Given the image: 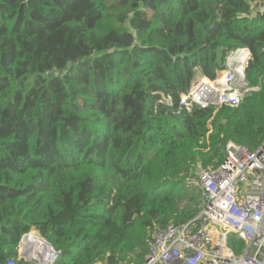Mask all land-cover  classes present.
Listing matches in <instances>:
<instances>
[{
  "label": "trees",
  "instance_id": "1",
  "mask_svg": "<svg viewBox=\"0 0 264 264\" xmlns=\"http://www.w3.org/2000/svg\"><path fill=\"white\" fill-rule=\"evenodd\" d=\"M264 0H0V264L36 232L54 264H141L194 220L225 145L264 142ZM251 59L236 108L178 114L196 74ZM200 150H208L201 152Z\"/></svg>",
  "mask_w": 264,
  "mask_h": 264
},
{
  "label": "built area",
  "instance_id": "2",
  "mask_svg": "<svg viewBox=\"0 0 264 264\" xmlns=\"http://www.w3.org/2000/svg\"><path fill=\"white\" fill-rule=\"evenodd\" d=\"M250 59L248 49L235 48L227 53L219 76L196 74L179 95L177 113L194 105L215 111L238 107L258 90L245 79ZM224 151L216 167L198 165L190 171L193 179L186 184L196 186L202 204L197 216L180 227L158 228L141 264H264V142L249 149L229 141ZM17 251L25 264H54L61 255L36 232L23 234Z\"/></svg>",
  "mask_w": 264,
  "mask_h": 264
},
{
  "label": "crops",
  "instance_id": "3",
  "mask_svg": "<svg viewBox=\"0 0 264 264\" xmlns=\"http://www.w3.org/2000/svg\"><path fill=\"white\" fill-rule=\"evenodd\" d=\"M180 174H184L186 177H184L183 179H180L179 176H177V180L183 182V183H188L189 181H191L193 179V173L192 172H184V173H180Z\"/></svg>",
  "mask_w": 264,
  "mask_h": 264
},
{
  "label": "water",
  "instance_id": "4",
  "mask_svg": "<svg viewBox=\"0 0 264 264\" xmlns=\"http://www.w3.org/2000/svg\"><path fill=\"white\" fill-rule=\"evenodd\" d=\"M220 72L218 73V76H219Z\"/></svg>",
  "mask_w": 264,
  "mask_h": 264
}]
</instances>
